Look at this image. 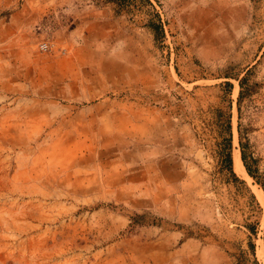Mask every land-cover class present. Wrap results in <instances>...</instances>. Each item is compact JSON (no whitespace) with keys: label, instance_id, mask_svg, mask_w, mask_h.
<instances>
[{"label":"rangeland","instance_id":"374dc122","mask_svg":"<svg viewBox=\"0 0 264 264\" xmlns=\"http://www.w3.org/2000/svg\"><path fill=\"white\" fill-rule=\"evenodd\" d=\"M149 1L0 0V264H264V0Z\"/></svg>","mask_w":264,"mask_h":264},{"label":"trees","instance_id":"16d2710c","mask_svg":"<svg viewBox=\"0 0 264 264\" xmlns=\"http://www.w3.org/2000/svg\"><path fill=\"white\" fill-rule=\"evenodd\" d=\"M108 3H113L119 8H126L129 5L132 4V2H138L142 5H147L151 8V10L148 11L150 14V18L146 22V27L153 33L155 39L162 38L164 36L163 31V24L161 21V18L158 13L154 10L153 5L150 3L149 0H106ZM247 75V73H246ZM238 82L239 92L236 100L237 105V112L240 111V103L242 100V97L245 94L246 89V83H247V77L244 76L241 79H236ZM218 87H221L222 90L227 93L228 95L231 94L233 90V84L230 82H223ZM228 108L229 111L232 108V101L228 100ZM215 114V122L214 125L216 127L215 131L217 132L216 136L219 139L217 143V154L221 163V166L226 169L231 175L234 176L232 172V141H233V127H232V115L229 113L227 116L224 115L223 111L221 109H216L214 111ZM237 132L240 135V124L237 125ZM240 145H242L240 141ZM242 161L244 163V167L248 173V175L252 178H255L252 171L247 167V164L244 160L243 153L241 154ZM250 232H254L252 228L249 229ZM255 246L252 242L248 243V251L250 255L253 257V263L258 264V262L255 259Z\"/></svg>","mask_w":264,"mask_h":264},{"label":"bare ground","instance_id":"6f19581e","mask_svg":"<svg viewBox=\"0 0 264 264\" xmlns=\"http://www.w3.org/2000/svg\"><path fill=\"white\" fill-rule=\"evenodd\" d=\"M233 166H234V171L235 172H240V170L244 171V168H243L242 162L240 160V157L237 154L234 155V157H233ZM245 175H246V173H245Z\"/></svg>","mask_w":264,"mask_h":264},{"label":"built area","instance_id":"2783aa9c","mask_svg":"<svg viewBox=\"0 0 264 264\" xmlns=\"http://www.w3.org/2000/svg\"><path fill=\"white\" fill-rule=\"evenodd\" d=\"M39 49H40L41 51H47V50H48V44H47V43H41V44L39 45Z\"/></svg>","mask_w":264,"mask_h":264}]
</instances>
